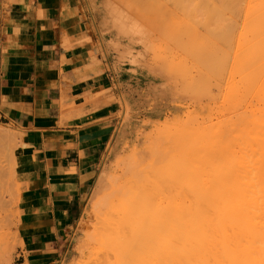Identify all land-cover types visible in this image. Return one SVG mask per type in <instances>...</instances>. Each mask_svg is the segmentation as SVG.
Masks as SVG:
<instances>
[{
    "label": "crops",
    "instance_id": "1",
    "mask_svg": "<svg viewBox=\"0 0 264 264\" xmlns=\"http://www.w3.org/2000/svg\"><path fill=\"white\" fill-rule=\"evenodd\" d=\"M90 3L0 0V125L19 140L14 162L20 244L9 264H55L67 254L114 136L121 96L132 91L130 68L108 47ZM126 132L124 126L112 149L114 160L98 176L88 214L95 215L91 204L102 176L117 172L133 149L145 154L159 142L147 134L140 147L134 144L122 156L115 148Z\"/></svg>",
    "mask_w": 264,
    "mask_h": 264
},
{
    "label": "bare ground",
    "instance_id": "2",
    "mask_svg": "<svg viewBox=\"0 0 264 264\" xmlns=\"http://www.w3.org/2000/svg\"><path fill=\"white\" fill-rule=\"evenodd\" d=\"M194 1H198V0H193L191 2L194 3ZM207 1L211 2V6L214 5L212 7L214 8V10L215 9L221 10L222 8L227 11L226 14H228L229 12L230 13L233 12L232 14H235L234 12H236V14L239 13L237 16L239 17L238 20L234 18L236 15L235 16L233 15L232 17L229 14L230 16L229 19H231L229 23L231 24V26L229 24L228 25L233 29L235 28L234 27V25H236L235 23H237L239 24L240 27L239 30L237 31L238 33L237 40L238 39L240 40V41L238 40L237 42H239L240 45L242 43V47L239 55L242 56L241 62L243 65V71H241V76L239 75V78L243 76V78H241L243 79V84L240 79V83L241 86L243 85V89L242 88L240 89H241V93L245 92L246 97L249 96L250 103L246 105L243 114L239 118V125H238L239 128L238 127H237L238 129L235 128L236 130L234 129V131L232 128V130L230 131L233 132L232 133L229 132L230 134H228L230 136L235 132L236 133L239 132L238 136H236L237 135L236 133L235 135H232L233 140L235 139V137L238 138L239 142L236 144V145L239 144V146L237 147L239 149L238 153H236V151L234 150L235 147L233 145L232 146L234 148L229 146L230 144L228 145L227 143V142L230 143L231 136L230 137L228 135L224 136V134L222 136V134L219 133V131H217L216 133L218 137L219 135H221L222 138L223 137L225 138V141L224 139L221 141H223L224 144H226V146H223V144L220 143L221 141H219L220 139L218 138V144L220 143L219 145L221 146L220 147L218 145L213 146L212 150L216 151L217 147H219L218 149L222 147V150L225 152V149L223 148L227 147L228 145L230 148H232L235 151V153L234 151L229 150V148H226L228 151H226L222 157L218 154L217 151L215 153L218 155L212 152L213 156H211L210 155L211 153L204 152V150H206V146H209L206 144H204L203 147H201L202 149L200 151H202V153H199L200 151L197 148L198 146H201L200 139H195L197 142L198 141L200 142V143L198 142L199 145L195 144V141H191L194 142L193 144L195 146H197L196 149L195 147L193 148L194 150H196L195 156H198L197 154H199L198 156L199 158H197V161L195 162L197 164H194V168L193 169L191 168L193 165L191 164V167L189 166L190 167L189 169H192L191 171L194 173V176L191 175L193 176V178H195V176L199 178L196 177L195 178L197 179L196 181L195 179H193L195 181L194 184L191 183L185 184L184 174L183 176H181L182 174L181 170L182 172H185L186 170V169L185 170L182 169L183 165L181 166V164L184 163L183 162L184 160L181 161L180 159H178V161L179 160L181 161V162L179 161L178 163L176 159V154L178 153L177 152L169 153L170 150H174L177 146L176 140L171 136L166 135L162 137L164 138V142H165L164 144L162 142L160 143L159 141L154 145H150V146L147 145L148 147H146L147 151L145 150L146 151L145 154L140 153L138 151L134 152V149L132 150L133 154L128 152L131 155H128L126 159L120 161L122 165L120 166V168H118V171L115 172L114 170L116 169H114L113 170L114 172L110 173V175H107L105 173L102 176L101 181L94 190L93 196L95 197V199L91 204V210L93 212L95 211V215H96V216L94 215L96 217V220L94 221L95 232L92 235L88 234L87 239H90L91 241L90 242L91 245L88 249L91 254L95 253L96 257L94 256V258L92 259L90 258L91 260H89V258L84 261L82 260V262H80L79 264H264V0H207ZM198 3H196V5H199ZM203 3L205 2L203 1ZM100 5H101L100 10L103 13L102 15L103 18L101 20V23L102 24L105 23L107 25L108 31L110 32V35L112 37V38H107L106 43L109 48L116 51L115 55H117L118 57L117 60L119 58L122 60V58L125 56V51L121 49L119 43L115 42L114 39L116 37L119 38V36H124L125 32H127L126 29L124 30L122 27V25L124 26L125 23L124 21L126 20L123 21V19H121L120 11H117L115 8L110 6L107 1H103ZM204 5H207V3H205ZM199 8L201 9L202 7H198V9ZM212 8L210 7V9ZM198 9L194 8V10L199 12ZM204 9L207 10L206 7H204ZM196 11L194 12L196 13ZM204 11L205 10L202 11V15ZM187 12H189V9ZM207 12L208 10L205 13ZM210 12L208 13L211 15ZM215 12L218 11L215 10ZM206 15L207 17L209 16L208 14ZM217 15L219 16L220 13ZM202 17L203 18L205 17V19H202L203 20L202 23H203L205 22L207 17L206 16H202ZM217 19H219L217 21L218 22L220 21L221 23L223 17ZM200 22L198 23L200 24ZM232 23L234 25H232ZM192 24L190 25L191 27H193ZM230 27L229 30H231ZM220 31L221 30H219V32ZM206 32L201 34L204 35L206 34ZM206 35H210V33L209 34L207 33ZM231 35H229V37L227 38L225 37L226 38L225 39L224 38L225 34H224L223 36L224 41L227 40L228 38L230 39ZM210 36L208 38H210ZM204 38L205 37H202V39ZM205 40H204V44L206 45L211 44L208 43L209 42L208 40H207L208 41L207 44ZM211 40L212 39L210 38V42H212ZM228 41L229 40H227V43ZM234 41L236 42V40ZM201 43H203V41ZM213 44L215 43L213 42ZM236 44L239 45L238 43ZM211 46L213 47V45ZM206 48L208 47L206 46ZM215 48L217 49L218 46L217 47L215 46ZM224 48L223 50H221L222 48L221 49L218 48L221 50L220 53L224 51ZM203 49H205V47ZM209 50L212 53L216 52L217 57L220 54V53L218 54L217 51H215V49L214 51H211V49ZM207 56L209 55L207 54ZM130 58H132V60L134 59V57H130ZM128 59L126 58V60ZM236 61L233 62L232 64L233 67L236 65L235 63L238 62ZM195 62L198 64V60H195ZM182 63L180 67L182 66ZM226 64L227 63L223 65ZM200 66L201 65H199V68ZM228 66L227 68L229 69ZM188 68L190 67L187 66V69ZM196 68L197 67H195L194 69ZM199 68L197 69L199 70ZM212 68H210V70ZM235 68L236 67H234V69ZM133 70L135 69L133 68ZM190 70L191 68L189 69V72ZM203 71L201 72L202 74L205 73V72L203 73ZM186 73H188V71H186ZM201 73L199 72V75L197 74L198 76H192V75L191 76L193 78L200 77V83L202 78H203L202 80L206 79L204 80V82L207 81V78H204V75H202ZM225 73L227 74L228 72ZM206 74H208V71L206 72ZM208 75H210V73ZM227 75L225 77L226 79H228ZM181 76L183 75L181 74ZM193 78L191 80H193ZM216 78H218V75L216 76ZM234 78L235 77H233V79ZM198 79H194L192 82ZM234 80H236V78ZM184 82H187V80ZM195 83L198 84L197 81H195L192 84L189 83V86L190 84L194 85ZM232 83L234 82L231 81L230 83L227 84L233 85ZM235 83H237V81H235ZM183 85L185 86V84ZM203 86H207L206 82L205 85ZM224 86L226 87V89H228L227 85H223V87ZM199 87H201V84L200 86L195 88L197 89L196 91H198ZM229 87L231 89L232 86ZM190 88L192 89L193 87ZM233 88L234 87H232V89ZM233 90L236 91L238 90V88L236 89L234 88ZM204 92L206 91L204 90ZM240 95L242 96V94ZM223 96L225 98H228L224 94ZM246 97L244 96V98ZM228 100L231 101L232 99L230 98ZM236 100H234V103ZM245 101L243 102V104L245 103ZM219 103H221V101ZM232 111L233 110L231 111L229 110V112ZM229 112H226V114ZM211 113H213L212 110ZM184 116L185 118L183 117L182 118L186 119L187 118L186 115ZM215 118L217 117L215 116ZM192 123H194V121ZM176 126L177 124L175 125V127ZM187 127L189 126H187L186 124L185 128ZM213 127L212 128L209 127L208 130L212 131L213 129H216L215 127L214 128ZM185 128L184 130H186ZM205 128H206L205 130H207V126ZM208 132L206 133V135H208ZM216 133H214V130L211 133L213 135V138L215 139L214 142L217 141V139L214 136L216 135ZM211 134L208 135L210 140L212 138ZM5 135H6L5 133L3 134L2 132L0 133L1 138H5ZM194 137L199 138V135L192 136L191 138ZM188 139L189 138H187V140ZM212 140L210 142L213 143ZM233 140H231V143L237 142L236 139L235 141ZM6 146L8 147V145ZM191 147L189 146L188 149H190ZM132 148H130V151ZM180 148L181 146L179 147V149ZM184 148L183 149L185 150V152L187 151L188 153L190 152V150L186 149L187 148L186 146ZM9 150L10 148L8 149V151ZM197 150L199 151L198 153ZM188 153L183 155L184 159L186 155H188ZM203 153L210 155L211 156V158H209L210 160H208L207 156H206L207 158L206 157L204 158L205 154L203 155ZM191 154L188 156L191 157ZM177 156H179V154ZM219 156L221 157V159L224 160L223 161V163H225L224 167H220V168L215 167L216 166L215 163L219 164L220 161L217 162V160L215 161L214 158L217 159ZM10 157H11V153L7 151L5 154L2 153V157L0 156V176L2 174L3 164H4L1 162L8 160ZM1 158L3 159L1 160ZM192 161H194V159H192ZM9 166L10 165L7 163L8 168ZM115 167L116 166H114V168ZM186 173L187 175L191 174L189 172ZM186 173L185 176H187ZM179 175L181 176L182 180L184 179L183 184L180 183L178 186V184L175 183L176 185L175 184L173 185V183L178 180L176 177L177 176L180 177ZM188 179L190 180L192 178H188ZM193 180H191L192 183ZM0 181H2L1 178ZM106 183L107 184L109 183V186L106 187ZM88 212L90 211L87 210V213ZM88 236L90 237L88 238ZM84 242L85 241H83V243ZM86 243L88 244V242ZM81 245L83 247L82 243Z\"/></svg>",
    "mask_w": 264,
    "mask_h": 264
},
{
    "label": "rangeland",
    "instance_id": "3",
    "mask_svg": "<svg viewBox=\"0 0 264 264\" xmlns=\"http://www.w3.org/2000/svg\"><path fill=\"white\" fill-rule=\"evenodd\" d=\"M103 1H107L110 6L115 8L117 11H120L121 19H123V21L124 20L127 21V23H126V21H124L125 22L124 26L122 25L123 29L124 30L126 29L127 32H125L124 36H119V38L116 37L114 40H115V42H118L121 49L125 51V56L123 57L124 59L123 58H122V60L120 59L121 62H126L127 65H125V66L131 68L129 72L131 73V76H132V80H131L132 81V86H131L132 91H131V94L129 96L124 95V94L121 96V101H120L121 102V109H120L119 114H118V123H117V126L115 128V133H114L112 140L108 144L107 150L103 156L101 164L99 165L97 177H96L94 184L92 186V189L89 192V195L87 197L83 215L77 221L75 226L73 227L67 254L64 256V258L62 260L56 262L55 264H79L80 262H82V260L84 261V260H87L88 258H89V260H91L92 258H94V256L96 257L95 253H92V254L90 253V251L88 249L90 246L89 245L87 246V243H86L87 239H85L87 234H89V232L91 231V224L93 223V220H94V215L87 213L88 205H89V199L91 196V192H92V190H93V188L97 182V179H98L100 172L104 168H106L111 163V161L114 160V155L112 153V149L115 146L117 139L119 138L121 129L124 126L127 129V132L125 133V136L123 137L122 142L116 148L117 153L119 155H122L124 152L128 151L131 148V146H133L134 144H137L138 146H140V144H141L140 140L142 138H144V136L147 134L151 133L153 136L156 135L155 137H157V141H160V143L162 142L163 144L165 142H164V138H162V137L169 135L176 140V145H177L176 148L174 150H170L169 153L177 152L179 154V156H177L178 154H176L177 161H178V159H180L181 161L184 160L183 161L184 163L182 162L183 164H181V166L183 165L182 169H184V170L186 169L185 172H182V170H181L182 174L180 173L181 176H183V174H184L185 181H184V179L182 180L181 176L179 175L180 177H178V176L176 177L178 180L175 181L173 183V185L176 183L179 186L180 183L183 184V181L185 182V184H190V183L194 184L195 181L197 180V179H195L197 176H195V178H193L194 173L191 170L194 168V164H197L195 162L197 161V158H199L198 157L199 154H197L198 156H195L196 150H194L193 147H195V149H196L197 146H195L193 144L194 142H191V141H195V144H198V145L201 142V144H200L201 146H198V148H197L199 151L202 149L201 147H203L204 144L209 145V146L205 145L206 150L208 149L209 151L204 150V152L211 153L210 154L211 156H213V153H215L217 151L218 154L222 157L224 155V153L226 151H228L226 148H229V150H232V151L235 150L236 153H238L239 149L237 147L239 146V144L236 145L239 142L238 138L235 137V139L237 141L236 143L235 142L231 143V140H233L232 135H235L236 132L234 134L230 135L231 136L230 143L226 141L228 143V145L230 144L229 146L235 147L234 150L232 148H230L228 145H227V147L223 148V149H225V152L222 150V147L220 149H218V148L221 146V145H219L220 143L223 144V146H226V144H224V142L221 141L223 139L225 141V138L224 137L222 138L223 134H224V136L228 135V134L232 133L235 128L236 129L239 128L238 127L239 118L243 114V111H244L246 105H248L250 103L249 96L246 97L245 92L241 93V89H240V88L243 89V85L241 86V83H240V79L243 78V76L241 78H239V75L241 76V71H243V65L241 62L242 56L239 55L241 47H242V43L240 45V43L237 42L239 40V39L237 40V37H238L237 31L239 30L240 27H239V24L235 23L236 25H234L232 23V25H234V27H235V28H233L234 29L233 30L230 27L231 24L229 23L231 20V19H229L230 16L233 17V15L234 16L236 15L234 18H236L238 20L239 17H237V16L239 13L236 14V12H234L235 14H232L233 12L230 13L228 11L229 13L226 14L227 11L225 9H222V8H221V10L215 9L218 11V12H215L214 8H212L214 5L211 6V2L207 1V0H201V1L198 0V1H194V3L191 2L193 0H187V1L186 0H181V1L180 0H91L90 7H89L90 11L93 14L94 21L99 24L101 31H102L101 35L103 36V38H105V40H107V38H112V37L110 35V32L108 31L107 25L105 23H103L104 25L101 23V20L103 18L102 17L103 13L100 10L101 9L100 4ZM203 1L205 3H207V5H204L205 3H203ZM189 2H191V3H189ZM196 3H198L199 5H196ZM188 5H189V7H188ZM194 5H195V7H194ZM198 7H202L201 8L202 11L205 10L203 12V15H202L201 9L200 8L198 9ZM204 7L207 8L208 12L211 11L210 12L211 15L208 12L205 13L207 10L204 9ZM210 7L213 9V12H212V9H210ZM194 8L198 9L199 12L194 10ZM188 9H189V12H187ZM94 10L99 14V21H98V16L96 15ZM183 10H184V12H183ZM194 11H196V13H198V14H196ZM189 13H190V15H189ZM191 13L193 16L191 15ZM219 13H220L219 16H222V14L224 13L222 16L223 19L222 20L220 19L221 23H220V21L219 22L217 21V20H219L217 18H222V17H219L217 15ZM206 14H208L209 16L207 17ZM229 14H230V16H229ZM202 16L207 17L205 22H203V23H202V21H203L202 19H205V17L203 18ZM190 21H191V23H190ZM198 22H200V24ZM201 23L203 24V26ZM191 24L195 28L191 27L190 26ZM229 27L231 30H229ZM205 28H207L208 30ZM198 30H200L201 32ZM219 30H221V31L219 32ZM225 31H227V32H225ZM231 31H232V33H231ZM233 31H234V33H233ZM205 32H206V34L210 33L211 36L206 35V34H204V35H206V36H204L203 34H201V33H205ZM235 33H237V34H235ZM224 34H225V36H224ZM229 35H231L230 36L231 40L229 38L227 40H229L228 43L230 45L227 43V40L224 41V38L229 37ZM209 36L212 39L211 40L212 42H210V38H208ZM223 36H224V38H223ZM202 37H205V38L202 39ZM199 40L201 42L203 41V43H201ZM204 40L206 43L209 41L208 43H211V44H208V43H207L208 45L204 44ZM234 40H236V42ZM213 42L215 44L217 43L218 45L213 44ZM236 43H238L239 45H237ZM195 45H197V46H195ZM205 45L208 48L211 45H213L214 48L211 46L209 49H211V51H214V49H215V51H217L218 54L220 53L221 50H223L224 47H225L224 51L225 50L227 51V48H228V51H227L228 54L226 51L225 52L222 51L223 53L221 52L222 54L221 53L219 54L220 57H219V55L217 57L216 52L215 53L210 52V50L208 48H206ZM236 45H237V47H236ZM215 46L216 47L218 46V48H220V49L222 48V49L220 50L217 48L218 49L217 50L215 48ZM204 47H205V49H203ZM201 49H203L206 52H204ZM190 50H192V51H190ZM233 50L235 51V53ZM229 51H230V53H229ZM237 51H238V53H237ZM115 52L116 51L113 50V53H115ZM197 52H198V54H197ZM200 53H202L203 55ZM204 53H206V54H204ZM183 54H184V56H183ZM199 54H200V57H199ZM207 54L209 56H207ZM204 55H206V56H204ZM128 57H129V59H128ZM130 57H134L135 60L134 59L133 60L135 62ZM187 57L189 58V60ZM210 57H211V59H210ZM126 58L128 60H126ZM190 58H192V59H190ZM207 58H209L210 60ZM221 58L223 59V61ZM217 59H218V61H217ZM231 59H232V61H231ZM192 60H193V62H192ZM195 60H198V64L201 65L200 68H199V65L195 62ZM130 61H133L135 64L133 62H130ZM235 61L237 63H235L236 65L234 67H236V68L234 69L232 64ZM181 63H182V66L180 67ZM185 63L188 67L191 68L190 72H189L190 68L187 69V66L185 65ZM225 63H227V64L223 65ZM190 64H192V65H190ZM237 64H239V65H237ZM196 65H198V66H196ZM222 65H223V67H222ZM184 66H185V68H184ZM227 66L229 67V69L227 68ZM195 67L199 68V70L197 68L194 69ZM202 67H204L205 69ZM216 67H218V68H216ZM231 67L233 68V70ZM133 68L135 70H133ZM210 68L213 69V70L211 69L212 72H211ZM215 68H216V71H215ZM206 69H208V70H206ZM203 70H205V71H203ZM186 71H188V73H186ZM202 71H203V73L204 72L205 73L202 74L201 73ZM207 71H208V74L210 73V75L206 74ZM193 72H194V74H193ZM199 72L202 75H204V78H207V81H205L207 86H203V85H205L204 80H206V79L202 80L203 79L202 78L201 83H200V77H195V78L192 77V76H198ZM225 72H228L227 74L229 76ZM180 73L183 76H181ZM211 73L214 75H212ZM189 74H190V76H189ZM224 74L227 75L228 79L225 78L226 75H224ZM179 75H180V77H179ZM186 75H188V76H186ZM202 75H201V77H202ZM207 75H208V77H207ZM217 75H218V78H216ZM233 77H235L236 80H234L235 78L233 79ZM192 78H193V80L199 78L198 79L199 81L195 80V81H197L198 84L195 83L194 85H191L192 83L195 82V81L192 82L193 81V80H191ZM186 80H187V82H184ZM231 81H233L234 83H235V81H237V83H235L236 86L234 85V83H232L233 85L227 84V83H230ZM241 82L243 84V79H241ZM182 83L185 84V86ZM189 83H191L190 86H189ZM199 83L201 84V87H199L198 91H196L197 89H195V88L200 86ZM186 85H188V86H186ZM223 85H227L228 89H226L225 86L223 87ZM229 86H232L235 89L238 88V90L235 91V90H233L234 88L232 89V87H231V89H232V91H231ZM190 87H193L194 89L193 88L191 89ZM206 88H207V90H206ZM193 90H194V93H193ZM204 90L206 92H204ZM216 91H218V92H216ZM220 91H221V93H220ZM196 93H198V94H196ZM202 93H204V94H202ZM223 94L226 95L228 98H225L223 96ZM236 94H237V96H236ZM238 94H239V96H238ZM240 94H242L243 97ZM244 96L246 98H244ZM219 97H220V99H219ZM223 97H224V99H223ZM230 98L232 99L231 101L228 100ZM241 98H242V100H241ZM226 99H227V101H226ZM234 100H236L235 101L236 104L234 103ZM220 101H221V103H219ZM244 101L246 103V104L244 103L245 106L243 104ZM223 104H224V106H223ZM234 104H235V107H234ZM238 106H239V108H238ZM211 110L213 113H211ZM223 110H226V111H223ZM229 110L230 111L233 110V111L229 112ZM215 111H217V112H215ZM226 112H229V113L226 114ZM184 115H186V117H187L186 119H183V118H185ZM188 116H189L190 121L188 119ZM215 116L217 118H215ZM193 118H195V119H193ZM185 120H187V121H185ZM193 121H194V123H192ZM182 122H183V124H182ZM220 123H221V125H220ZM144 124H146L145 126L150 127V129L153 130L154 132L153 131L145 132V130H143ZM176 124H177V126L175 127ZM186 124H187V126H189V127H187L188 129L185 128ZM180 126L182 129L180 128ZM206 126H207V130H205ZM213 126L216 128V129H213L214 133L219 131V133L222 134V136L219 135V137H218L217 133H216V135H214L215 138L217 139V141H215L216 143L214 142L215 139L213 138V135L211 134L213 130L212 131L208 130L209 127L212 128ZM228 126H230V127H228ZM184 128L186 130H184ZM232 128H233V131H230V130H232ZM197 129H199V130H197ZM133 130H135V132ZM208 131L211 133H209ZM1 132H2V134L5 133L6 135H5V138L0 137V156L2 157V153L5 154L7 151V152L11 153V157L6 161L1 162V163H4L5 165L3 164V171L1 174L3 179L0 176V178L2 180V181H0V186H1L0 187V264H9L11 261V257L15 251V247L20 244V239H19V237L17 235V231H16V223L19 219V215L21 214V210L19 209L20 183L18 182L17 173H16V169H15V162H14V149L18 146L19 140H18V134L15 131L11 130L8 126L0 125V133ZM207 132H208V135H210V134L212 135L211 140L213 139L212 140L213 143L210 142L211 140L209 139L208 135H206ZM154 133H155V135H154ZM238 133L239 132L236 133L237 134L236 136H238ZM196 135H199V138H196V137L191 138L192 136H196ZM181 137H183V138H181ZM187 138H189V139L187 140ZM218 138L220 139L219 141H221L219 144H218ZM195 139H200V142L198 141L199 142L198 143ZM235 139L233 141H235ZM187 141H189V142H187ZM2 145H5V146L8 145V147L2 146ZM216 145L219 146V147H217V150L216 151L212 150L213 149L212 147L216 146ZM180 146H181V148L179 149ZM185 146L187 147L186 148L187 150H190L189 153L190 154L192 153L191 157L188 156V155H190L188 153V151L185 152V150H184ZM189 146L190 147L192 146V147L190 149H188ZM199 147H200V149H199ZM209 147H210V149H209ZM9 148H10V150L8 151ZM198 150H197V153L199 152ZM235 151H234V153H235ZM186 153H188V155H186V157L184 159L183 155ZM199 153H202V151H200ZM204 154L205 153H203V155ZM218 154H216V155H218ZM203 155H201V156H203ZM210 155L205 154L204 158L207 156L208 160H210L209 159V158H211ZM180 156H182L183 159ZM219 157L217 159L214 158L215 161L216 160H217V162L220 161L219 164L215 163L216 164L215 167H218V168L224 167V165H225V163H223L224 160L221 159V157L220 158ZM2 159L3 158H1V160ZM188 159H190V160H188ZM192 159H194V161H192ZM179 161H178V163H179ZM221 162H222V164H221ZM7 163L10 165L9 168L7 167ZM186 164H187V166H186ZM191 164H193L192 167H191ZM189 166L192 169H189L190 168ZM186 172H189V173L192 172V173L191 174L188 173L190 175L189 176V175H187ZM185 173L187 176H185ZM191 175H193V176H191ZM187 177L192 178V179L189 180ZM197 178H199V177H197ZM186 179H188V180H186ZM193 179H195V181ZM191 180H193V183L191 182ZM186 182H188V183H186ZM83 241H85V242L83 243ZM81 243L83 244V247H82ZM84 244H86V245H84ZM78 245H81V246H78ZM89 255H90V257H89Z\"/></svg>",
    "mask_w": 264,
    "mask_h": 264
}]
</instances>
